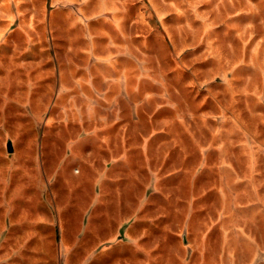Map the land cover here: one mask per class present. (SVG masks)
I'll return each instance as SVG.
<instances>
[{"label": "rangeland", "instance_id": "rangeland-1", "mask_svg": "<svg viewBox=\"0 0 264 264\" xmlns=\"http://www.w3.org/2000/svg\"><path fill=\"white\" fill-rule=\"evenodd\" d=\"M35 1L0 0L2 29L11 8L27 14ZM69 1L100 15L108 76L122 74L129 97L100 101L106 110L82 123L112 125L92 139L109 141L97 151L116 160L115 181L78 242V212L66 208L60 264H264V0ZM24 48L0 43V264H52L47 185L78 196L80 166L59 159L73 135L45 144L44 129L62 117L76 129L84 102L42 103L49 80ZM69 91L63 82L59 94Z\"/></svg>", "mask_w": 264, "mask_h": 264}, {"label": "crops", "instance_id": "crops-1", "mask_svg": "<svg viewBox=\"0 0 264 264\" xmlns=\"http://www.w3.org/2000/svg\"><path fill=\"white\" fill-rule=\"evenodd\" d=\"M31 3L32 6L27 14L16 12L11 8L7 17L2 19L9 25L7 29H2L0 26V43L7 49L25 47L27 54L35 53V59L40 65L41 80H49L46 87L51 93L42 96V103L84 102L81 105H75V111L72 108V114L79 125L76 129L68 127L70 118L62 116L61 121L66 123L64 127L44 129L45 144L52 142L54 138L51 137L55 135L57 137L73 135L67 138L66 147L63 146V149L59 150L63 154L59 159H61V165H64L68 159L74 157L77 158L76 163L80 166L77 177L81 184L73 188V193L78 192V196L64 198L69 190L62 186L58 187L57 181H49L47 185L50 233L53 237L51 239L52 264H60L63 248L59 246L57 230L60 229L61 232L65 230L67 218L64 215L67 210L70 212L66 208L70 205L75 212H78L79 217L76 219L79 224L76 238L78 242L81 240V233L92 222L101 221L100 208L103 205L108 206L102 195L103 185L105 181H115L116 171L109 165H114L116 160L109 161V157L103 153L98 156L97 151L107 148L109 141L100 136L92 139V134L110 131L113 128L112 125L101 123L90 126L82 125V123L89 114L94 112L98 114L95 111L97 106H100L102 111L106 110L100 101L112 98L125 99L129 95L124 90L125 77L122 74L116 73L112 81L108 76V69L115 65V61L111 60L112 56L109 57L99 50L101 37L96 33L98 29L94 25V22L100 19L99 14L93 16L86 13L83 8L78 10L69 0H53V2L36 0ZM63 82L69 85V94H59ZM113 83L119 89L114 90L112 95L109 89ZM104 118L105 116H101V120ZM55 120L58 121V118ZM46 121L53 122L54 116L46 115ZM104 151L107 152V150ZM52 153L55 152L50 154ZM117 161L123 160L118 158ZM86 181L90 182L88 188L84 185ZM93 182L94 185H92ZM112 196L114 200H111V194L109 195L110 217H113L112 211L115 212L117 206L116 190ZM119 226V222L116 221L111 233L113 236H118Z\"/></svg>", "mask_w": 264, "mask_h": 264}, {"label": "water", "instance_id": "water-1", "mask_svg": "<svg viewBox=\"0 0 264 264\" xmlns=\"http://www.w3.org/2000/svg\"><path fill=\"white\" fill-rule=\"evenodd\" d=\"M6 146H7V150H8V151H12V150H13V143H12V140H11V139H9V140L7 141Z\"/></svg>", "mask_w": 264, "mask_h": 264}]
</instances>
